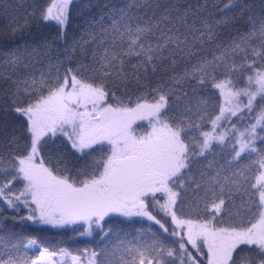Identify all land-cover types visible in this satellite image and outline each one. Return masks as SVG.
<instances>
[{"label":"snow or ice","instance_id":"snow-or-ice-1","mask_svg":"<svg viewBox=\"0 0 264 264\" xmlns=\"http://www.w3.org/2000/svg\"><path fill=\"white\" fill-rule=\"evenodd\" d=\"M0 17V264H264V0Z\"/></svg>","mask_w":264,"mask_h":264},{"label":"trees","instance_id":"trees-1","mask_svg":"<svg viewBox=\"0 0 264 264\" xmlns=\"http://www.w3.org/2000/svg\"><path fill=\"white\" fill-rule=\"evenodd\" d=\"M4 2L11 3L14 5L31 3L30 1L28 2V0H4ZM41 2L42 3H49L48 0H45V1L41 0ZM100 2L102 3L103 0H100ZM113 2H115V0H113ZM211 2L222 4V0H211ZM21 11H22V9H21ZM211 11H214V9H212ZM73 15H74V19H73V22H72L71 27H70V33L74 34V38L79 39L81 32L86 28L85 20L80 18L78 15H76V13H74ZM242 23H243L242 21L237 22L238 26L242 25ZM55 30H56L55 27L52 26L48 29H45L44 31L46 34H54ZM5 31H6V22L3 20L2 17H0V48L3 47V45L5 44V41L7 40V37L4 34ZM36 31H37V29H36L35 25H33V32H36ZM227 34L228 33L226 31L224 33V35H227ZM2 60H3V57L0 56V61H2ZM38 66L39 65H36V67H38ZM0 70H2V65H0ZM31 70H33V65L29 64V68L27 69V71H31ZM30 230H35V226H33ZM56 234H57V230H55V229L50 230V235L54 236ZM69 235H71V233H69ZM81 240L85 241L87 243L88 247H94L95 246V241L92 238H81ZM73 246H75V245H73ZM79 246L84 247L85 243H80Z\"/></svg>","mask_w":264,"mask_h":264},{"label":"rangeland","instance_id":"rangeland-1","mask_svg":"<svg viewBox=\"0 0 264 264\" xmlns=\"http://www.w3.org/2000/svg\"><path fill=\"white\" fill-rule=\"evenodd\" d=\"M29 1H30V2H32V0H28V2H29ZM44 1H45V0H44ZM25 2H26V1H25ZM48 2L50 3V2H51V0H48Z\"/></svg>","mask_w":264,"mask_h":264}]
</instances>
